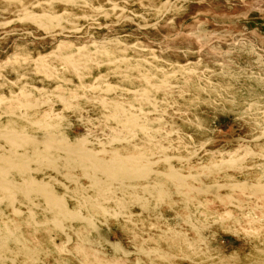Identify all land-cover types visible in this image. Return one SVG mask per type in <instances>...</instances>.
<instances>
[{
    "label": "rangeland",
    "instance_id": "374dc122",
    "mask_svg": "<svg viewBox=\"0 0 264 264\" xmlns=\"http://www.w3.org/2000/svg\"><path fill=\"white\" fill-rule=\"evenodd\" d=\"M0 264H264V0H0Z\"/></svg>",
    "mask_w": 264,
    "mask_h": 264
},
{
    "label": "bare ground",
    "instance_id": "6f19581e",
    "mask_svg": "<svg viewBox=\"0 0 264 264\" xmlns=\"http://www.w3.org/2000/svg\"><path fill=\"white\" fill-rule=\"evenodd\" d=\"M101 167L103 168L104 171H106L107 174H111L114 177H117L119 174L118 168L116 169V168H113L112 166L109 167V166H103V165H101ZM113 170H115V171H113Z\"/></svg>",
    "mask_w": 264,
    "mask_h": 264
}]
</instances>
